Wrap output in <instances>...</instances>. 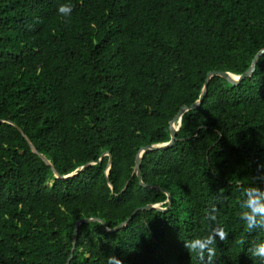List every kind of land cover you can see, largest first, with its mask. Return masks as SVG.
I'll return each mask as SVG.
<instances>
[{"label": "trees", "instance_id": "trees-1", "mask_svg": "<svg viewBox=\"0 0 264 264\" xmlns=\"http://www.w3.org/2000/svg\"><path fill=\"white\" fill-rule=\"evenodd\" d=\"M261 48L264 0H0V264H208L184 241L218 226L212 264H260L264 230L239 214L245 188L264 192V52L237 85L212 76L174 142L141 153L152 187L131 171L206 72L239 74ZM14 125L59 175L91 163L55 178ZM155 186L165 210L81 223L70 251L74 220L164 207Z\"/></svg>", "mask_w": 264, "mask_h": 264}, {"label": "water", "instance_id": "water-1", "mask_svg": "<svg viewBox=\"0 0 264 264\" xmlns=\"http://www.w3.org/2000/svg\"><path fill=\"white\" fill-rule=\"evenodd\" d=\"M263 52H264V48L259 49L253 55L248 67L244 71L239 73V74H233V73H230L228 71H221V70H212V71L206 72L204 80H203V83H202V86H201V89L199 91V94H198L197 98L192 103H190L187 106L186 105H181L178 108L177 112L168 121V134H169L168 140H166L164 142H158V143L143 145V146L139 147L137 149V151L135 152L131 173L135 175V177L137 179V182H138V184L140 186L152 187V185H147V184L143 183L141 181V179H140L139 161H140L141 153L144 152V151L166 149L174 142L175 133H176V131H177L178 127H179V124H180L181 114L184 111H186V110L194 109L198 105H200L201 100H202V98H203V96L205 94V91H206V85H207L209 79L212 76H219L220 78L224 79L227 83H229L232 86L237 85L241 80H243L244 78L249 77L251 75V73H252V71L254 69V66H255L256 58ZM14 127L17 129V131L21 134V136L26 141L29 150L32 153H35L46 165L50 166L51 172L53 173L55 178L64 179V178H67V177L74 176L78 172L82 171L87 165H89L91 163V162L85 163V164L79 166L78 168H76L75 170H73V171H71V172H69L67 174L59 175V174H57L55 172V169L51 166L50 162L41 153L37 152L34 149L33 145L31 144V142L29 141L27 136L23 133V131L16 125H14ZM102 155H107V162H106V167H105V170H104V174L106 176L107 175V170H108L109 165H110V154L107 151H105V152H102L100 156H102ZM124 187H125V185H124ZM155 187L165 193L166 205L164 207L159 206V203H157V204H145L143 206L136 207L130 212V214L124 220H122L121 222H119L117 225H115L112 228L106 227L104 225L103 221L101 219H99V218H96V217H85V218H79V219L74 220V222H73V233H72V247H71L70 251L73 250V245H74V241H75V238H76L77 228H78L79 224H81V223H86V222H90V221H95L96 220V221L100 222V224L102 225V229L104 231H109L110 232V231H115V230L123 227L131 219V217L135 214V212H137L139 210L151 209V208H154V209L160 210V211L165 210L166 207H168L169 204H170V198H171L170 197V193L167 190L163 189V188H160L158 186H155ZM70 257H71V254L69 255L68 259ZM68 259L66 260L65 264L68 263Z\"/></svg>", "mask_w": 264, "mask_h": 264}, {"label": "clouds", "instance_id": "clouds-1", "mask_svg": "<svg viewBox=\"0 0 264 264\" xmlns=\"http://www.w3.org/2000/svg\"><path fill=\"white\" fill-rule=\"evenodd\" d=\"M57 11L62 16L70 15L72 8L67 4H60ZM264 167V164L258 165ZM244 201L242 207L245 209L240 212V219L245 223L246 228L251 232L255 228L264 230V192L256 188H245L243 191ZM215 208L213 212L215 213ZM215 221L216 215L212 214L208 217ZM216 237L220 241L227 239L225 230L218 226L209 231L207 236L195 238L192 240L184 241V247L191 253H195L199 259H203L205 251L208 253V264H212V257L216 256ZM251 257L259 258L260 264H264V241L253 244L249 249ZM107 264H122V261L115 256L107 257Z\"/></svg>", "mask_w": 264, "mask_h": 264}]
</instances>
